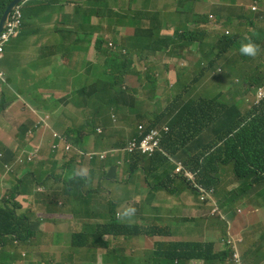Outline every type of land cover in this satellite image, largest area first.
Returning <instances> with one entry per match:
<instances>
[{"label":"clouds","instance_id":"1","mask_svg":"<svg viewBox=\"0 0 264 264\" xmlns=\"http://www.w3.org/2000/svg\"><path fill=\"white\" fill-rule=\"evenodd\" d=\"M105 1L106 0H82L81 2H78L76 0H68L67 4H69V6L71 7L73 4H76L78 6H82V4L94 6L101 4L98 8V10H100L105 9V6H107ZM145 1L146 0H115L114 6L110 10L119 5L121 11L125 13L139 12L140 14L144 13L146 16H156L157 18L165 15L171 18L188 21L192 25H208L207 22H205L204 24L195 22L193 20V15L195 13H208L214 6H219L221 8L223 16H227L228 13L234 11V5H237L231 4L234 3V1L232 0H182L181 2H178V0H172V2L168 6L160 5L158 10L153 11L152 9L145 7ZM26 2L15 6L10 12L6 22L9 20L13 12L17 9L21 10L23 15L24 11L22 5ZM62 4L65 5L66 2H63ZM238 5L241 6V4ZM250 11L256 14L258 25L251 31L247 29L245 36H248L254 31H258L257 39H261L262 29L264 28V7L261 6L260 0H254L252 2V4L250 5ZM210 17L211 19H213L214 15L211 14ZM217 25L218 23L213 24L211 31L219 30L220 27H217ZM82 26V24H79L78 28H81ZM128 28H136L138 30L137 25L119 26L116 29L117 33L114 34L113 30H111L110 24L107 28H103V30L104 32H108L110 36L115 35L120 39L123 36L124 43L126 44L128 43L126 39ZM21 29L19 33L16 36L12 37L8 44L5 46L4 53L6 52L9 43L19 36ZM179 30H176L174 26H167L161 29L160 34L172 37L174 36V33H172V31H176V35L174 36V38H177V32ZM225 33L230 35L227 30ZM167 42H170V40L168 39ZM262 44L264 45V41ZM197 48L200 49V46H198ZM4 53L3 57L0 60L4 59ZM240 53L244 56L253 57L257 54V45L249 40L247 43H242L239 50L236 48L232 49V51L227 56H234L235 59H237ZM174 58L175 55H173L174 63L169 65L171 69L172 67H176L180 71V73H190L192 71V68H194L197 64V61L201 58V53H199V55L195 58L196 61L195 63L193 62V67L185 65L183 68H179L180 64L184 62L180 57V50L177 51V58ZM259 64L260 71L264 72V57L259 61ZM226 65L227 63H225L224 60L220 61L217 64V66L212 71V80L221 81L226 79L229 81L230 87H233L239 96L236 98V104L238 105V108L240 99L244 100L247 98L252 99V102L247 106L246 109L252 106H258L264 99V83L258 85L257 87H253L250 91H244L243 88H245V86L243 85V80L245 67L241 69L243 70V74L240 75V78L231 81L228 78V74L225 69H228L230 72L232 70H230ZM136 67H131V71L129 72V74L123 75L120 71H118L116 73L115 81H118L120 85L111 90V92H108L104 99L98 96V99L100 101L102 100L103 103L107 105V107L112 105L113 109L111 111H109L107 107L106 109H103L99 106L98 103H95L93 101L94 96L86 91L85 84L79 90H77L79 94H86L90 99V103L95 108L90 115H92L95 111L100 112L102 117L100 116L99 120H106V122L109 123L107 127L106 123L103 124L99 122L98 124H96L95 122L88 121L86 125L79 129L68 128L60 130H48L47 133L42 130L46 127L43 121L46 120L47 117L40 119L38 122H36V124L30 123V121L28 120L18 121L15 115V111H12V109L17 105H24V101L23 99H21L22 97H20L19 100L13 101L11 104L9 103L7 111H4V108L2 109L0 121L4 123L6 121H9L10 117H12L14 122H18V126L13 130H0V169L2 166H4L7 172L14 173L13 168L15 167V165L11 163L15 162L23 163L19 164V167L24 164H27L28 166L32 165V162H37V164H47L49 165V167L50 163L55 164V168L53 165L51 169L49 168L50 170L47 168L37 170L36 172H38L39 175H35L36 169H33L34 172L33 170L30 172H25V174L23 175L26 176L23 177L21 192L16 191L12 193L9 197V203L17 213L29 216L33 221H41L42 219L45 221L44 214H51V212H49L48 210V205L46 204L49 202L56 204L57 213L66 215L65 218H61L65 220L63 227H56L50 221H47L55 235H64L67 237V250L64 252L59 251L62 254L70 255L69 258L64 260V264H141L146 259L151 258L152 251L160 250L159 247L148 246L142 242L144 238H164L158 235L146 234L153 233L148 229L152 227L154 228L155 232V225L152 226L148 222L142 223L139 221H130L125 215H123L128 211L133 213L135 216L147 214L140 212L139 202L133 201L132 196L126 198L124 202H120L119 206L117 207L118 210L117 208H109L108 212H111L112 219H115L112 222L114 223V226L135 227L136 231H140L139 233L127 236L119 233H113V225L112 223L109 224L110 218L104 221L94 213L98 209V204H105V192L108 196H112L114 189L120 188L123 184L134 180L132 175L122 178L121 168L119 165L122 164L123 174L124 170H133L137 166H139L142 170L145 167L144 161L142 163H137L134 167H132L134 164L132 158L134 156H138L146 160L148 158H151L156 152H161L162 154L166 155L167 153L163 152L160 148V142H163V145L165 147H167L166 144L171 142L181 149L189 150L194 144L195 137H197L198 140H202L204 139V136H206L205 132H203L204 121L202 117V106L203 103L207 100L194 101L189 99V93L196 85L193 82H184L182 80L175 81L172 86L173 90L176 88H180L182 92L176 95L171 91L161 106L163 108V106L168 103L167 101L170 100V103L165 107V111L168 112L170 110H173L176 106V109L180 112V115L178 117H176L175 114L171 115L170 117H165L163 115V112L161 111L157 116L158 121H160L162 118H166L167 120H165L160 125H152L150 123L148 125H143L140 124L141 121L128 119L129 112L134 110L133 107L137 102H140V95L144 89V86L140 81L142 73L140 69ZM128 76L132 79H135L137 83L126 84L125 82H123ZM6 80L7 79H4L3 72L0 71V85L2 87H7ZM95 85L96 87L99 86V84ZM118 88H121L123 90V92L121 93V97H119L120 92L118 91ZM203 89L209 90V85H204ZM95 90L97 91V89ZM159 96L157 97L158 99L156 102L160 101ZM4 98V94L2 95L0 91V108H2ZM174 99H178L176 103H173ZM200 101L201 105L199 106L197 104ZM140 103V106L142 108H147V98L142 97ZM70 115L72 117L77 116L75 112H71ZM121 122H124L127 130H118L117 128H115V126H121ZM197 124H199L198 129H196ZM88 128H91L90 132H88ZM126 132L127 136L123 141L116 142L114 140L111 142V139H114L113 135H123ZM86 134H90V136L88 138H85L80 145L75 146L70 142L79 138L80 135ZM98 137L103 138L100 143L96 141V138ZM145 137H151L157 141V145L151 155L143 154L138 149L141 140ZM10 142L16 143L18 147H21L20 143L22 142L27 144L26 147L20 149L19 152H21V154L17 157L16 161L11 160L13 157H15L16 151L10 148ZM121 143L124 144V146L118 145ZM30 144L33 145L31 149H29L28 147ZM259 144L260 140L252 139L245 144L243 149H255L259 146ZM43 146L48 147L47 154H43L41 150ZM94 148H97L98 150L92 151V149ZM129 148L134 149L130 152L128 151ZM22 153L26 154V157L24 159L21 157ZM2 155H4L5 158H2ZM207 155V148L204 147V149L197 156L190 158V160L188 161H183L179 158H171L172 173L167 180H164L167 182V184L171 185V187L173 188V193H175L178 189L174 179H177L179 182L181 181L185 185V187L194 194V202L198 204L202 209L199 213V216L203 219H216L220 221L221 228L217 230L216 236L206 237L208 239L205 241V238L202 240V242L211 243L214 247V251L216 252H221L225 250V248L230 246L231 251L227 256V259L224 260L222 264H264V261L254 262L250 257V255L256 251L264 254V231H262L260 225L253 221L250 217L248 218L246 228H243L245 212H243L241 208H231V206H234L235 203L234 198L237 192L236 189L238 187L250 188L253 184L249 185L247 181L251 180V178L249 177V175H243L242 172L241 177H236L233 174V186L230 187V189L225 194L217 197V179L216 177L211 175V169L207 172V176L215 181V185L205 186L204 184L198 182L196 173L186 167L187 163H208ZM234 160L235 159L228 161H218L217 163L220 164L221 162H225L219 165L224 166L228 163H235ZM100 163H104L105 165L101 167ZM8 166H10V168ZM84 168L85 171H82V169ZM96 172L99 173L98 177H100L101 180H94L89 183V175H91V177L95 179ZM29 173L34 175L32 177H29ZM144 178L146 180L143 179V182L146 184V186L154 187L148 182L147 176L144 175ZM50 183H53V186L45 189L44 185H49ZM23 186H27V188H24ZM156 187L160 188L158 187V185ZM22 189H24V191H22ZM36 189L41 190L40 192H36ZM160 189L162 190L163 188ZM73 190L75 191L72 192ZM2 191L7 195L9 194L3 189ZM27 192L29 193L25 195V193ZM43 192L45 194H43ZM21 194L25 196V199L22 203L17 201ZM34 204L41 206L43 208V211L33 212L31 210V207ZM121 205L123 206L121 207ZM120 211H122V215H120ZM249 229H251L252 231L249 235H247L246 232ZM98 230H100L102 233H105V231L107 230L114 234H103L99 238L101 241L107 243V246L105 247H95L93 245V233L97 232ZM23 234L25 235V237L27 236L24 232ZM73 234L77 235L73 236ZM33 235L34 228L32 229V233L28 238L33 237ZM7 238L9 239L10 236H8ZM118 240H120L121 242L118 243ZM20 244L21 243L18 241L13 242L12 244L9 241L5 247L0 246V249H2L1 251L8 255L7 264H23L25 254H21L17 249ZM245 259L248 260L246 261ZM194 261L195 259L189 260L184 262L183 264H193ZM199 262L200 264H210L203 263L202 261Z\"/></svg>","mask_w":264,"mask_h":264},{"label":"trees","instance_id":"2","mask_svg":"<svg viewBox=\"0 0 264 264\" xmlns=\"http://www.w3.org/2000/svg\"><path fill=\"white\" fill-rule=\"evenodd\" d=\"M12 1L13 0H0V19ZM26 4L27 2L22 5L23 11L24 9L27 10ZM33 4L34 3L31 2L28 3V5ZM36 4L38 7L46 5L44 1H37ZM69 11H76V14L78 15V11H80V9L79 6L78 8L70 7ZM99 13L106 14L111 30H113L114 34L117 33L116 29L119 26H138V35L127 40L129 46L127 43H124L123 36L120 39L115 35L110 36L108 32H104L102 35H96L94 42L95 51H97L100 56L105 57L104 64L100 66H103L105 70L111 68V74L113 75L111 90L119 84L118 81H115L116 73L120 71L123 75L129 74L131 67H136L137 60H161V55L165 52L175 55L174 59L177 58V51L181 49V45L180 42L177 41V38H174L176 31L172 37L161 35L160 31L163 27L174 26L176 30H192V24L188 21L171 18L165 15L157 18L156 16L149 17L144 13L140 14L139 12L125 13L121 11L119 5L109 11H102L100 9ZM211 14L214 15L213 19L210 17ZM86 17L87 15L83 14V20H85ZM241 19L242 18L240 17L223 16L219 6H214L208 13H195L193 15V20L195 22H207L210 26L218 23L217 27H220L221 30H198V33L196 31V34L199 36L198 41H196V46L199 45V41L201 39H203V43L200 51L201 59L198 60L196 66L192 70L200 68L202 76L212 74V71L217 64L222 61L223 58L232 51V49L236 48L239 50L242 43H247L251 40V42L257 45V54L250 57L244 56L240 53L239 57L235 59L232 64L226 65L233 72H237L242 66L245 67L243 85L246 89L243 88V90L250 91L253 87H257L258 85L264 83V72L260 71L259 64V61L264 57V45L262 44L264 41V28L262 29L261 39H257V33L255 32L245 36L247 30L234 34L231 33L230 35L225 33L234 20H237L239 23L245 25L252 24L250 19L246 18L245 21ZM85 30L87 29L85 28ZM84 34L88 37L91 36V34L87 31H85ZM168 39L170 42H167ZM105 46L107 48H105ZM147 52H150L151 54H147ZM157 52L159 53L158 57L155 55ZM133 60L136 61L135 65L133 64ZM111 61L114 63L110 64ZM256 63L258 64L257 70H259V75L254 79H251L252 65ZM117 67H119L120 70H117ZM100 84L103 85V89L109 87L111 84L110 75H107L106 81ZM118 91L120 92L119 97H121L123 90L118 88ZM178 99H174L173 103H176ZM197 105L200 106L201 101ZM202 107V117L204 121L203 129L205 135L207 137H211L205 145V148H207L208 151V163L186 164L188 169L196 173L198 182L204 184L205 186L215 185V181L207 176V172L211 169V175L215 177L214 167H218L220 164L225 163L221 162L219 164L217 163L218 161L235 159V163H232V169L233 174L236 177H241L242 172L243 175H249L251 178V180L247 181L249 185L254 183L256 184L258 182L264 183V99L258 106H252L243 112L240 111L236 103L228 105L226 102L218 103L216 100L205 101ZM100 116V113L89 115L88 121L95 122L96 124L99 122L105 124V121L99 120ZM108 125L109 123H106V127ZM89 136L90 134L80 135L79 138L70 142L73 145L78 146ZM252 139L260 140L259 146L255 149H243L245 144ZM102 140V137L96 138L98 143ZM160 148L163 152H166L168 156L167 154L164 155L161 152H156L151 158L146 160L142 157L134 156L132 158L134 163L132 167H134L137 163H142L144 161L145 167L153 171H167V166L172 165L171 158L175 152L181 148L177 146L165 147L163 142H160ZM174 159L178 158L175 157ZM104 165V163H100L101 167ZM37 170L38 169H36L35 172ZM171 173L172 170L166 173V175H164V179L167 180ZM33 175L34 174H28L29 177H32ZM147 180L149 181V177H147ZM23 187L27 188V186ZM22 191H24V189H22ZM74 191L75 190L72 192ZM28 193L29 192L25 193V195ZM11 194L12 193H9L7 195L0 187V246L5 247L9 241L11 244L16 241L20 242L21 244L17 249L21 254H25L23 264H64V260L69 258L70 255L62 254L59 251L52 249L53 242L57 235L53 233V230L47 222L50 221V218L57 213L56 204L50 202L46 203L51 214H44L45 221L43 219L41 221H33L29 216L19 214L12 208L9 203V197ZM109 213V224H111L115 219H112V214L111 212ZM100 216L104 217L105 214H100ZM112 225L113 233H119L127 236L140 232L138 230L136 231L135 227H117L114 226V223H112ZM33 228L34 235L33 237L28 238L31 235ZM23 232L27 235L26 237ZM113 233L107 230L105 233H102L100 230L94 232L93 245L95 247L107 246V243L101 241L99 238L103 234L114 235ZM153 233L155 234H146L158 236L168 235L166 230L160 229L158 226H156V230ZM76 235L77 234H73V236ZM8 236H10L9 239L7 238ZM120 242L121 241L118 240V243ZM66 244L68 245V242H66ZM159 248L160 250L152 251L151 258L146 259L141 264H183L184 262L193 259L202 261L203 263L222 264L223 261L227 259V256L231 251L230 246H228L225 250L216 252L214 251V247L211 243H204L202 241H176L168 243L167 245L162 243ZM1 250L2 249H0V264H7L8 255L3 253ZM250 257L254 262L264 261V254L258 251L253 252ZM245 260L247 261L248 259Z\"/></svg>","mask_w":264,"mask_h":264},{"label":"crops","instance_id":"3","mask_svg":"<svg viewBox=\"0 0 264 264\" xmlns=\"http://www.w3.org/2000/svg\"><path fill=\"white\" fill-rule=\"evenodd\" d=\"M37 1H44L46 5L38 7L36 4ZM67 1L68 0H31L27 2V10L24 9L26 25L22 27L19 36L9 43L3 59L4 61L7 58L11 59L14 55L15 61L18 60V62H16V64H10L13 70L12 72L1 71L4 74V79H7V88L0 85L2 95L5 94V90L7 94L11 93L13 95L10 104L13 101L19 100L24 94L28 95L32 99V103L26 104L24 102L25 109L23 111V120H28L30 123L36 124L40 119L47 117V119L43 121L46 127L42 130L45 132L48 130L82 128L88 123V116L91 114L88 105L93 107L89 97L83 93L79 94L77 91L85 84L84 80L73 77L70 80L71 82L66 85L64 91L63 77L58 74V70L61 66L67 68L87 66L89 79L93 80L96 69L93 55L91 56L96 35L88 37L84 34L85 31L81 32V28H78L79 17L77 14L73 15L72 11H69L71 6L67 4ZM30 2L34 4L28 5ZM63 2H66V4L60 6ZM260 2L261 6L264 7V0H260ZM30 8L33 10H29ZM64 10H66V12H64ZM239 10L240 5H234V13L232 16L236 17ZM45 28L47 31H45ZM211 28L212 26L210 25H192V30L183 31L180 29L177 32V39L181 45L180 57L184 62H190V64H188L190 67H193L192 60L201 53V45L203 43V39H201L198 45L200 49H198L196 41H198L199 36L196 34V31L197 33L198 30L209 31ZM58 34H61L63 38H57ZM31 35L35 37L27 40ZM36 35L38 37H36ZM41 45L47 47L48 50L40 53L39 49ZM223 60L227 64H232L235 57L225 56ZM6 61L8 63V60ZM257 66V63L252 65L251 78L259 74ZM6 67L5 62V68ZM242 68L243 66L236 73L230 72L228 69H225V71L228 74V78L233 81L240 78L239 73ZM171 70L170 77L173 82L182 80L184 82H193L196 84L189 93L190 100L208 101L212 99V97H209L210 90L207 91L203 89L204 85H209L210 88L212 87V74L202 76L200 68H196L190 73H180L176 67H172ZM42 78H46L45 82H39V79ZM75 91L76 95L78 94L85 103L81 101L78 96L76 97ZM166 97L168 96L160 93V101L156 102V104L162 106ZM133 108L134 110L130 111L128 114V119L141 121L140 124L148 125L150 123L152 125H160L167 120L166 118H162L158 121L157 116L159 114L151 117L147 110L141 106H134ZM71 112H75L77 116L72 117L70 115ZM105 123L108 122L105 120ZM120 125L121 126L118 127L115 126V128L118 130H127L124 122H121ZM198 128L199 124L196 125V129ZM210 139L211 137L207 136H204L202 140H198L197 137H195L194 144L189 150L180 149L183 154L182 158L174 154L172 159L176 157L183 161L190 160V158L197 156L204 149L206 143ZM166 145L167 147L176 146L171 142ZM170 170L171 168H168L167 171L155 174V179H164V175ZM143 179L145 178L140 180H135L134 178L135 182L131 180L123 184L120 188L114 189V192L118 191L119 193L120 202H124L126 198L132 196L133 201L139 202L141 213H154L165 216L177 211V215L182 221L179 222L181 225L189 222L191 226L195 227L200 232L207 230V236L201 235L196 239L203 240L206 237L216 236L217 230L221 228L220 221L216 219H203L199 216L202 209L194 202V194L187 189L181 181L177 184L178 189L175 193L171 192L165 196V193L157 191V189L161 190L160 188L146 186L144 182L141 183ZM129 189H132L131 192ZM248 189V187H238L236 189L237 192L234 198L235 203L239 201L240 196L242 194L244 195ZM122 206L123 205H121V207ZM241 209L245 212L243 228H246L248 218L250 217L253 221L258 223L262 231H264V218H262L264 212L262 210L256 212L254 208H248V206ZM251 231L252 230L249 229L246 234L249 235ZM166 232L168 233L167 236L174 234L175 239L173 242L202 241L188 239L189 232L186 230L184 224L180 228L176 227L173 231L166 230Z\"/></svg>","mask_w":264,"mask_h":264},{"label":"rangeland","instance_id":"4","mask_svg":"<svg viewBox=\"0 0 264 264\" xmlns=\"http://www.w3.org/2000/svg\"><path fill=\"white\" fill-rule=\"evenodd\" d=\"M76 1L81 2L82 0H76ZM85 1H88V0H85ZM181 1L182 0H178V2H181ZM232 1H234V3H231V4H241L240 10L238 11L236 17L242 18L241 20H243V21H245L246 18L250 19L252 21V24L251 25H245V24L239 23V21H237V20H234L230 24V27L227 28V31L230 34L231 33L234 34L237 32L245 31L247 29L251 31L252 29L256 28L258 25L257 16H256V14H254L253 12L250 11V5L252 4V2L254 0H232ZM171 2H172V0H146L144 5H145V7L150 8L153 11H156L159 9L160 5L168 6ZM105 3L107 4V6H105V9H101V10L102 11H109L114 6L115 0H106ZM100 5L101 4H98L95 6L94 5H88V4H82L81 7L79 6L80 11H78V15H79L78 16L79 17L78 18V25L79 24L83 25L80 29L81 32L87 31L89 34H91V36L102 35L104 33L103 28H107L109 26L108 18L106 16V14H103V13L100 14L99 13L98 8L100 7ZM60 6H63V4H60ZM72 8H78V5L73 4ZM29 10H33V9L30 8ZM64 12H66V10H64ZM72 12H73V15L76 14V11H72ZM233 13H234V11H232L231 13H228L227 16H232ZM24 14L25 13H23V16H24L23 17V27H24V25H26ZM83 14L87 15L85 20H83ZM227 16H225V17H227ZM200 23L204 24L205 22H200ZM85 28L87 30H85ZM45 31H47L46 28H45ZM174 32L172 31V33H174ZM254 32L258 33V31H254ZM137 35H138V31L136 28H128V31L126 34V39L129 40L132 36H137ZM33 37H35V36L31 35L27 38V40H30ZM36 37H38V36L36 35ZM83 37H84V35H83ZM57 38H63V36L61 34H58ZM202 42H203V40H202ZM127 45H128V43H127ZM105 48H107V47L105 46ZM39 50H40V53H43L46 50H48V48L41 45ZM5 53H4V56H5ZM147 54H151V53L147 52ZM92 55H93L95 66H96V71H95L94 76H93V81L89 79L87 66H79V67H71V68L61 66V68L58 70V74L63 77L64 91H65L66 85L69 82H71L70 80L73 77L84 80L86 91L89 94L94 96L93 101L95 103H98L99 106L102 107L103 109H106L107 105L105 103H103L102 100L100 101L98 99V96H100L102 99H104L106 94L108 92H111L113 75L111 74V68H108L105 70V68L103 66H100V65L104 64L105 57L100 56L97 53V51H95L94 47H93L91 56ZM155 55L158 56L159 53L157 52ZM6 60H8V63ZM195 61H196V59L192 60V62H194V63H195ZM5 62H6V66H7L6 68H5ZM16 62H18V60L15 61L14 55L11 57V59L7 58V59H5V61L0 60V71L12 72L13 70H12L10 64H12V63L16 64ZM113 63H114L113 61L110 62V64H113ZM173 63H174L173 55L171 53H168V52L161 55V60L160 59L138 60L137 68H139L141 73H142V77H141L140 81L142 82L141 84H143V86H144V89L141 92L139 101L141 102L142 97L147 98L146 110L151 117L158 115L161 111L163 112V115L165 117H170L171 115H174V114L176 115V117H178L180 115V112L176 109V106L174 107L173 110H170L168 112L165 111V107L167 104L170 103V100L167 101L168 103L166 105H164L163 108L159 104L155 103L158 99L157 97L159 96L160 92L164 95H167V96L169 95V93L171 91L174 92V94H176V95H178L180 92H182L180 88H176L174 90L172 88L174 82L171 80V77H170L172 70H171L169 65H171ZM133 64L135 65L136 61L133 60ZM188 64H190V62H188V61L183 62L182 64H180L179 68L181 69L185 65H188ZM117 70H120V68L117 67ZM138 72H139V70H138ZM61 73H63V74H61ZM239 74L242 75L243 70H241ZM107 75H110L111 84L109 87H106L105 89H103L102 88L103 85L100 83H103L106 81ZM130 75H132V74H130ZM46 78L39 79V82H42V81L45 82ZM124 82L126 84H136L137 83V81L135 79H132L129 76L125 78ZM95 84H99L100 87H96ZM119 85H120V83L117 86H119ZM211 85H212L211 88L209 86V90H210L209 97H212L213 100H216L218 102L225 101L229 105H232V104L237 102L236 97H239V96L236 93V90L233 87H230L228 80H226V79L221 80V81L211 80ZM5 88H7V87H5ZM95 89H97V91ZM77 96H78V94H77ZM4 97L5 98H4L2 108H0V111H1L0 116L2 114L3 108H4V111H7L10 101H11V99H13V95L11 93L7 94V92L5 90ZM78 98L81 101H83L79 96H78ZM21 99H23V101L26 104L32 103V99L26 94H24ZM140 102H137L135 106H140L141 105ZM251 102H252V99H250V98H247L244 100L240 99L239 109L241 111L245 110ZM88 108L90 109L89 111L91 113L95 109L94 107H92L90 105H88ZM24 109H25V106L22 104L17 105L12 109V111H15V115H16V118L18 119V121L24 119L23 118ZM107 109L109 111H111L113 109L112 105L107 107ZM97 113H100V112H96V111L93 112L94 115ZM17 126H18V122H14L12 117H10L9 121H6L4 123H2L0 121V130H5V129L6 130H13ZM87 130H88V132H90L91 128H88ZM101 133H102V131H101ZM126 136H127V132L123 135H116L115 134V135H113L114 139H111V142L114 140L116 142H121L126 138ZM118 145L124 146V144H122V143L118 144ZM9 146L12 150L16 151V153H15L16 158L13 157L11 159L12 161H16L17 157L21 154V152H19L20 149L23 147H26L27 144L22 142V143H20L21 147H18V145L16 143L10 142ZM32 146L33 145L30 144L28 146L29 149H31ZM41 150H42L43 154L48 153V147L47 146H43ZM97 150H98L97 148L92 149V151H97ZM175 155L179 158L183 157V154L180 150H177L175 152ZM21 157L24 159L26 157V154L22 153ZM2 158H5L4 155H2ZM64 158H65V156H64ZM32 163H30L32 165L28 166L27 164H24L21 167H19V164H23V163H19V162L11 163V164L15 165V167L13 168L14 173L7 172L5 167L2 166L0 169V187L4 191H6L7 193H14L16 191H20L22 188L23 177L26 176V175H23V174H25V172H30L33 169H38V170L43 169V168H47V169L50 168L51 169L53 165L55 168V164H53V163H50V167L47 164H37V162H32ZM4 164H5V162H4ZM119 166L121 168L122 178H124L125 176L132 175V177L135 178V180H140V179L144 178V175H145V176L149 177L148 182L151 185H153L155 188H157L156 187L157 185H159L160 188H163L162 190L157 189L158 192L165 193V196H167V194L173 192V188L171 187V185L167 184V182L164 179H159V180L155 179L154 175L161 173L162 170L153 171L147 167H144L141 170L140 167L137 166L133 170H129V169L124 170V174H123L122 164ZM8 167L10 168V166H8ZM167 168H171V166L168 165ZM11 170H12V168H11ZM82 171H85V168L82 169ZM52 172H54V171H52ZM214 174H215V177L217 179L216 185L218 188V192L216 195H217V197H220L223 194H225L230 189V187L233 186L232 163H228L224 166L214 167ZM35 175H39V173L35 172ZM95 176H96V178L93 179V177H91V175H89L88 182L90 183L94 180L95 181L101 180V178L98 177L99 176L98 172L95 173ZM174 181L176 184L179 183V181L177 179H174ZM141 183H143V181ZM17 186H18V188H17ZM52 186H53V183H50L49 185H44V188L46 189V188H49ZM40 190L41 189H36V192H40ZM129 190L131 192L132 189H129ZM43 194H45V193L43 192ZM104 194H105L104 198L106 199L105 204H98V209L96 210V212L94 214L96 216L102 218L104 221H106L110 217L109 216L110 213L108 212V209L109 208H117L120 204V197H119L118 191L114 192L112 196H108L106 192ZM24 199H25V196L21 194L20 197L17 199V201L22 203ZM246 206H248V208H254V211H256V212H259V210H262L264 212V184L263 183L258 182L256 184H253L245 192L244 195L242 194L240 196L239 201L234 203V206H231V208L237 209V208H243ZM31 210L33 212H42L43 208L39 205L34 204L31 207ZM119 213H120V215H122V211H120ZM100 214H105V216L101 217ZM123 215H125L130 221H139L142 223L148 222L152 226L156 225L160 229H164L167 231H170V230L173 231L176 227L180 228L184 224V226L186 227V230H188V232H189L188 239L202 240V239H196V238H198L201 235H204V236L208 235L207 230L200 232L198 229L191 226V223H189V222L183 223L181 225L179 222H182V221L178 217L177 211H174L173 213H169L165 216H162L159 214H154V213H147V214H144L141 216H135L130 211L124 213ZM65 217H66V215H61L60 213H56L55 215H53L50 218V222L53 225H55L56 227H63L65 220L61 219V218H65ZM262 218H264V216ZM148 229L150 232H154L153 227L148 228ZM63 232H65V231H63ZM152 234H155V233H152ZM162 237H164V239L144 238L142 240V242L148 246L159 247L160 245H162V243L167 245L168 243L173 242L175 239L174 234H171L170 236H162ZM207 239L208 238H206L205 241ZM66 242H67L66 236H64V235L56 236L55 240L53 242L52 249L64 252L67 250ZM193 264H200V262H199V260H195L193 262Z\"/></svg>","mask_w":264,"mask_h":264},{"label":"built area","instance_id":"5","mask_svg":"<svg viewBox=\"0 0 264 264\" xmlns=\"http://www.w3.org/2000/svg\"><path fill=\"white\" fill-rule=\"evenodd\" d=\"M22 11L17 9L13 12L9 20L0 34V59L3 57L5 46L11 40L12 37L16 36L22 27ZM157 145V141L151 137H145L141 140L138 149L143 154L151 155ZM134 148H129L128 151H132Z\"/></svg>","mask_w":264,"mask_h":264},{"label":"water","instance_id":"6","mask_svg":"<svg viewBox=\"0 0 264 264\" xmlns=\"http://www.w3.org/2000/svg\"><path fill=\"white\" fill-rule=\"evenodd\" d=\"M28 0H14L5 10L4 14L2 15L1 19H0V33L4 28V25L6 23V20L8 19V16L10 14V12L13 10V8L21 3H24Z\"/></svg>","mask_w":264,"mask_h":264}]
</instances>
